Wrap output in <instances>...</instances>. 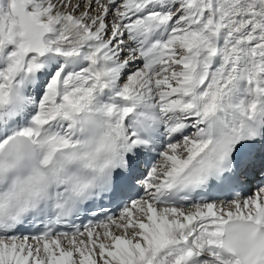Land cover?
I'll use <instances>...</instances> for the list:
<instances>
[{"label":"snow or ice","instance_id":"snow-or-ice-1","mask_svg":"<svg viewBox=\"0 0 264 264\" xmlns=\"http://www.w3.org/2000/svg\"><path fill=\"white\" fill-rule=\"evenodd\" d=\"M0 264H264V0H0Z\"/></svg>","mask_w":264,"mask_h":264},{"label":"bare ground","instance_id":"bare-ground-1","mask_svg":"<svg viewBox=\"0 0 264 264\" xmlns=\"http://www.w3.org/2000/svg\"><path fill=\"white\" fill-rule=\"evenodd\" d=\"M220 199H222V198H220Z\"/></svg>","mask_w":264,"mask_h":264}]
</instances>
